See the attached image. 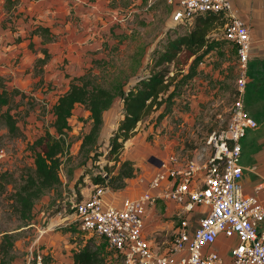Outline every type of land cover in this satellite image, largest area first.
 I'll list each match as a JSON object with an SVG mask.
<instances>
[{"label": "rangeland", "instance_id": "374dc122", "mask_svg": "<svg viewBox=\"0 0 264 264\" xmlns=\"http://www.w3.org/2000/svg\"><path fill=\"white\" fill-rule=\"evenodd\" d=\"M107 2L118 15V22L113 26L116 29L109 35L107 46L104 47L102 43L92 53L87 68L92 65V72L102 84L121 81L126 90L138 77L149 73L153 51L161 48L167 38L184 32L193 23L188 26L173 24L170 18L174 3L169 0ZM1 3L0 0V14ZM187 53L185 50L180 51L169 69H186L192 60ZM62 56L53 59L49 56L47 60L51 63L59 60L68 63L70 59ZM93 58L104 59V62H93ZM42 65L36 64L37 68H33L36 81L31 78L24 80L26 85L22 89L17 88L10 102L9 108L16 120L17 132L11 133L0 116V170L10 171L17 182L33 168V141L46 130L53 132L52 105L60 91L65 89V82L41 85L40 79L42 82L49 81L44 78L43 68L37 70ZM200 65L196 78L181 88L179 96L172 98L170 109L164 112V104L152 109L137 123L134 134L124 141L120 157L135 162L138 169L136 176L144 171L150 177L159 165L152 157L161 160L173 154L183 162L192 156L204 159L208 155L210 149L205 142L207 134L211 129L223 126L228 118L237 75L236 56L229 44L221 42L205 55ZM121 102V96L116 95L111 106L105 110L97 142L90 152L81 149L82 136L89 130L90 120L85 117L86 111L81 106L74 108L69 118L71 128L66 139L69 143L60 156L61 182L35 201L31 223L22 225L23 222L9 205L11 200L8 196L13 190V183H8L6 190L0 192V230L17 231L14 264H35L37 254L43 256L46 253L49 254L47 264H67L68 256H72L73 251L85 243L94 247L104 242L98 234L78 229L72 203L89 194L96 174L106 175L105 163L109 166L113 164V160L106 158V153L108 138L122 114ZM161 112L164 114L159 117ZM149 169L152 172H147ZM160 200L155 205V213L161 221L172 218L176 225L179 211L175 205L177 203L170 200L172 214L168 217L162 215L164 211L167 212L168 206L163 199ZM18 225L22 226L17 228ZM173 231V227L160 230L154 237L160 245L162 242L168 245ZM48 245L49 249H46ZM104 245L105 264H123L119 253L110 249L106 242ZM227 252L225 245L222 246V254Z\"/></svg>", "mask_w": 264, "mask_h": 264}, {"label": "built area", "instance_id": "2783aa9c", "mask_svg": "<svg viewBox=\"0 0 264 264\" xmlns=\"http://www.w3.org/2000/svg\"><path fill=\"white\" fill-rule=\"evenodd\" d=\"M169 1L174 3L173 24L189 23L209 11L226 17L223 37L235 47L237 60L227 121L207 134L210 150L204 159L192 156L180 162L176 155H167L136 196L106 200L108 186L93 184L89 194L72 203L76 225L102 235L123 264H264V201L246 194L241 183V138L258 125L243 101L252 44L249 25L231 0ZM262 187L264 181L257 186ZM158 198L179 207L172 240L163 248L142 231L145 213ZM224 245L227 254L217 248ZM35 264H42L40 254Z\"/></svg>", "mask_w": 264, "mask_h": 264}, {"label": "trees", "instance_id": "16d2710c", "mask_svg": "<svg viewBox=\"0 0 264 264\" xmlns=\"http://www.w3.org/2000/svg\"><path fill=\"white\" fill-rule=\"evenodd\" d=\"M17 2L18 0H3V5L10 9ZM222 18L220 13L211 11L195 15L191 20L193 23L191 27L174 37L167 38L161 48L153 51L149 73L138 77L126 90L123 89L121 81L110 85L102 84L92 72V65L69 80L66 89L57 95L52 105L53 132L46 130L32 143L33 168L26 172L18 182L10 171L0 170V192L6 190L8 183H13V190L8 196L11 200L9 205L17 214L18 219L23 222L22 225L31 223L35 201L61 182L60 156L69 143L66 141L68 130L71 128L69 118L73 115L76 106H81L86 111L85 117L90 120L89 130L82 136L81 141V149L90 152L97 142L105 110L111 106L116 95L121 96L122 114L108 138L106 153V158L113 160V164L109 166L105 163L107 176L103 173L96 174L93 177V184H101L113 189L126 185L127 179L133 177L138 169L132 159H121L120 153L124 141L134 134L137 123L152 109H158L164 104V112L169 110L172 98L179 96L181 88L187 86L197 75L198 65L203 62L205 55L221 42H227L223 35H217L215 31L217 24L224 26L225 19ZM176 25L188 26L190 24L178 23ZM34 35L41 36L43 42L56 39L50 27L43 24H36L30 29L28 37L31 38ZM16 40L19 41L20 37ZM103 45L106 47L107 43ZM29 46H32L31 41ZM182 50L187 51L188 56L192 57L190 64L186 69L179 67L175 71L170 70L169 65L175 61L177 54ZM41 51L43 56L36 60L35 67L36 64L42 65L49 57L45 47ZM98 61L104 62V59L93 58V62ZM17 90V87L7 86L5 78L0 75V116L3 117L11 133L17 132L18 129L9 108ZM4 107H6L5 110ZM163 114L161 112L159 117ZM22 225H18L17 228ZM16 232L12 229L0 230V264H13ZM99 236L104 240L102 244L93 247L85 243L73 251L71 261L67 264H105L102 248L107 241L102 235ZM41 257L42 264H47L49 254L46 253Z\"/></svg>", "mask_w": 264, "mask_h": 264}, {"label": "crops", "instance_id": "0c3cea01", "mask_svg": "<svg viewBox=\"0 0 264 264\" xmlns=\"http://www.w3.org/2000/svg\"><path fill=\"white\" fill-rule=\"evenodd\" d=\"M231 1L237 14L245 19L250 28L252 44L243 101L245 108L258 121V125L248 128L241 138V183L246 194H256L264 201V187L257 188L259 183L264 181V0ZM1 2L0 75L5 78L7 86L20 89L26 85L24 80L36 78L34 62L36 58L43 56V47L52 59L63 55L70 60L68 63L61 60L55 63L48 60L44 62L37 70L41 71L43 68L44 78L49 81L42 82L40 79L41 85L65 82L66 89L69 80L87 68L92 53L101 47L102 43H108L109 35L116 29L113 26L118 22L116 10L107 0H18L10 9L4 7L3 0ZM221 15L226 21L224 14ZM191 20L188 23L190 25ZM36 24L49 26L56 39L43 42V38L38 35L29 38L28 33ZM215 29L217 35H223V24H217ZM17 37H20L19 41L16 40ZM225 43L230 45L236 56L235 47L228 41ZM200 64L198 66H201ZM195 78L196 76L193 79ZM148 171L152 172L151 169ZM150 177L148 173L141 171L137 176L128 178L123 188L107 187L105 198L118 202L124 196H136L144 190L145 181ZM160 199L168 206V213L164 211L162 215L169 217L172 214L169 208L172 205L170 200L158 198L145 213L142 231L153 245L163 248L165 243L161 241L160 245L154 237L155 234L160 230L175 228L176 225L172 218L161 221L155 213V205ZM175 205L178 207V204ZM49 246L46 249H49ZM217 248L222 249L221 246ZM68 261H71V255L68 256Z\"/></svg>", "mask_w": 264, "mask_h": 264}, {"label": "water", "instance_id": "95a60500", "mask_svg": "<svg viewBox=\"0 0 264 264\" xmlns=\"http://www.w3.org/2000/svg\"><path fill=\"white\" fill-rule=\"evenodd\" d=\"M155 161H157V163H159L160 164V160L159 159H157V158H155V157H152ZM105 176H107V175H105Z\"/></svg>", "mask_w": 264, "mask_h": 264}]
</instances>
